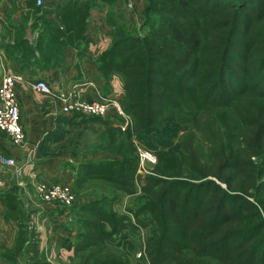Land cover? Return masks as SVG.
<instances>
[{"label":"trees","instance_id":"obj_1","mask_svg":"<svg viewBox=\"0 0 264 264\" xmlns=\"http://www.w3.org/2000/svg\"><path fill=\"white\" fill-rule=\"evenodd\" d=\"M100 1L106 5L111 0ZM146 2L144 15L153 16L148 31L130 36L112 29L106 47L95 55L100 92L107 96L111 78H118L120 106L136 137L154 140L168 124L186 131L177 141L170 172L143 178L139 191L144 201L137 211L127 212L135 224L125 213L111 211L112 199L98 200L102 207L97 200L69 206L75 226L69 263L130 264L128 231L146 230L150 220L154 229L142 244L143 261L134 264H264V100L257 91L240 95L225 88L221 66L233 44L242 61L228 67L235 80L244 67L264 73V0H251L250 10L244 4L241 16L225 0ZM62 4L48 25L42 22V38L49 41L41 58L53 59L55 46L60 52L90 42L84 32L92 2ZM245 37L250 44L246 52ZM217 78L227 99H233L227 106L234 120L229 135L220 125L219 113L228 109L216 93ZM114 142L111 137L108 143ZM113 154L80 164L75 183L94 178L131 186L137 159L122 149ZM0 204L2 212L13 215L15 227L1 259L53 264L40 247L34 211L20 210L13 191L0 192Z\"/></svg>","mask_w":264,"mask_h":264},{"label":"rangeland","instance_id":"obj_2","mask_svg":"<svg viewBox=\"0 0 264 264\" xmlns=\"http://www.w3.org/2000/svg\"><path fill=\"white\" fill-rule=\"evenodd\" d=\"M87 1L92 2L89 11L92 23H90L87 33L91 35L96 44H101L100 40L103 42L107 40L108 42V34L112 29L122 30L130 36L142 35L148 31L149 24L153 20V16L144 15V10L147 6L146 0H111L106 5L100 0ZM225 2L230 7L235 8L239 16H241L240 12L245 10L244 6L251 4V0H225ZM62 3L61 5H63ZM44 7H47V5ZM44 7L38 11L42 12L43 24L48 25L53 20V17L47 19L46 15H48L47 17H51L49 14L57 11V9H47ZM250 7L251 5L247 9L250 10ZM247 39L248 37H245V52L250 45ZM96 44H93V46H96ZM229 49L231 53L228 52V54L223 56V60H221L225 88L234 91V93H241L240 95H246L249 91H257L264 100V73L262 74L259 70L244 67L245 70L240 69L239 78L235 80L228 71V67H234L232 63L241 64L242 61L240 56L236 55L238 49L235 45L232 44V46H229ZM59 56L60 54L54 53V56H52L53 61H60ZM239 67L242 66L239 65ZM254 67L256 66L254 65ZM81 75L84 76V74ZM220 80L218 79L215 83L216 93L222 95V100L228 103L225 104L226 109H228L227 106L233 102V99H227L224 88L217 84ZM110 81L116 91L121 89L120 81L113 79ZM81 92L85 98H91L88 94L89 91L86 93L85 90H82ZM228 111L229 109L226 112L219 113L221 114L219 116L221 129L227 135H229L232 125H234V120ZM185 131L186 129L168 124L161 128L160 133L154 140H149L146 137H136L131 129V123L123 125L116 120L102 121L79 113L67 121H61L58 125V130L49 131L43 139L41 148L37 150V153L31 154L30 163H35L33 167L43 166V171L39 170L37 174L36 182H31L27 172L19 171L21 169L20 166L26 161L25 156L13 159L5 153H0V158H11L15 163V166L12 167L14 170L10 168L9 183L5 190L13 191L17 196L20 210H23V212L34 211L33 219L36 220L35 227L40 238V247L46 253L48 260L53 264H70L69 258L71 252L69 251V247L74 242L75 226L72 210L69 206L85 203L90 200H97L96 202L100 203L101 200L107 202V200L112 199L111 211L125 213L131 223L135 224V220L127 212L128 210L137 211L144 201V196L139 191V186L144 183L143 178L162 174L164 171L170 172L169 167L175 162L177 157V141ZM111 137L116 139V142L108 143ZM121 149L129 153L131 152L132 154H129V157L137 159V168L131 186L121 187L102 184L94 178H87L81 184L75 183L74 172L80 164L110 158L115 155L113 153ZM140 152L148 153L153 157L154 161H141L139 157ZM161 160L164 164L159 166ZM174 167L171 168L173 171ZM45 182H55L66 186L72 196L71 203L64 205L55 201L49 203L42 201L35 191V186L38 183ZM99 207H102V203H100ZM2 213L4 214V221L5 219H9V223L14 226L12 221H10L13 215H8L4 211ZM148 224L146 230L140 229L137 226L132 231H128L127 239L133 245V250L129 252L130 264H134L135 260H142V244L150 234V231L154 229L153 223L150 220H148ZM13 234L12 231L9 237L5 234L0 248H6V239H8L7 242L10 244Z\"/></svg>","mask_w":264,"mask_h":264},{"label":"crops","instance_id":"obj_3","mask_svg":"<svg viewBox=\"0 0 264 264\" xmlns=\"http://www.w3.org/2000/svg\"><path fill=\"white\" fill-rule=\"evenodd\" d=\"M66 1L68 0H42V6L35 7L34 0H0V77L3 74H19L23 78V82L17 85V96L19 121L24 133V142L20 147L12 146L5 135L0 134V153L9 154L13 159L25 156L26 161L20 166V170L28 174L34 173V179L28 176L31 182H36L39 170L43 171V166L35 168L33 167L35 163H30L31 154L37 153V150L41 148L43 139L49 131L58 130L59 123L67 121L71 115H64L60 112V103L56 98H44L34 94L30 90L29 82L42 79L58 90L67 89L74 82H86L92 84L88 90L92 98L97 97V91L102 87L93 59L96 49L99 51L104 49L108 43L107 40L104 42L101 40L102 43L98 45V48L89 44L86 47L80 45L78 48L67 45L61 47L59 52L55 46V51L60 53L61 57V60L57 62L51 58L46 59L45 56L41 58V52L49 40L42 38L43 19L42 12L38 10L46 5L47 7L44 8L57 9L62 2ZM55 13L56 11L49 14L51 17L46 15V18H54ZM87 22L90 26L91 16ZM92 51L95 52L90 57L88 53ZM109 86L110 92L115 90L111 81ZM10 171V168L0 163V183L2 185L0 192H3L9 183ZM2 210L0 204V247L5 234L9 237L11 231L14 233V226L9 221L3 220ZM34 221L36 224V220ZM7 241L8 239L4 246L9 248L12 240L10 244ZM0 264H6L1 257Z\"/></svg>","mask_w":264,"mask_h":264},{"label":"built area","instance_id":"obj_4","mask_svg":"<svg viewBox=\"0 0 264 264\" xmlns=\"http://www.w3.org/2000/svg\"><path fill=\"white\" fill-rule=\"evenodd\" d=\"M41 4L42 0H34L35 7H40ZM87 23L84 35L87 39H90L89 45H95V40L87 33L90 27L89 23ZM98 45L99 43L96 44V48H98ZM94 52L88 53L90 57ZM99 52L96 49L95 53ZM112 78L118 80L115 76ZM21 82H23V78L19 74H3L0 77V134L5 135L10 144L17 147L24 142V133L19 121L17 96V85ZM29 86L30 90L40 97L56 98L60 103V112L64 115L81 113L88 117L108 118L110 120L119 119L120 124L123 125L130 123V119L123 113L120 106L121 89L119 91L113 90L107 96L97 91V99L92 97L87 99L82 95L81 91L85 90L87 93L92 84L86 82H74L67 89L58 90L57 88L53 89L44 80L37 79L29 82ZM139 157L141 161H154L153 157L148 153L140 152ZM0 163L8 168L15 166L11 158H0ZM12 169L14 170V168ZM28 176L32 179L35 178L34 173L28 174ZM0 187H2L1 183ZM35 191L38 197L47 203L55 201L68 205L72 200L68 188L60 183H38L35 186Z\"/></svg>","mask_w":264,"mask_h":264}]
</instances>
